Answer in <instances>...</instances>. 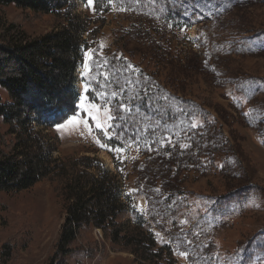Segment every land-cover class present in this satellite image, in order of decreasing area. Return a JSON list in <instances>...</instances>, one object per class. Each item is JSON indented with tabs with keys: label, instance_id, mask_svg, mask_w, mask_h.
Here are the masks:
<instances>
[{
	"label": "rangeland",
	"instance_id": "obj_1",
	"mask_svg": "<svg viewBox=\"0 0 264 264\" xmlns=\"http://www.w3.org/2000/svg\"><path fill=\"white\" fill-rule=\"evenodd\" d=\"M110 3L102 16L78 3L90 33L76 74L80 112L47 132L54 158L95 156L124 174L175 264H264V0ZM11 23L33 37L57 24L0 6V25ZM61 221L46 181L0 193V253L13 244L9 264H50ZM86 238L104 242L98 230ZM86 264L137 263L106 244Z\"/></svg>",
	"mask_w": 264,
	"mask_h": 264
},
{
	"label": "trees",
	"instance_id": "obj_2",
	"mask_svg": "<svg viewBox=\"0 0 264 264\" xmlns=\"http://www.w3.org/2000/svg\"><path fill=\"white\" fill-rule=\"evenodd\" d=\"M79 1L0 0L1 7L50 16L57 23L37 37L13 23L0 25V122L7 127L0 137V193L19 194L45 181L54 187L62 221L50 264L76 250L81 253L76 264H86L105 255L106 244L137 264H175L171 248L158 244L139 213L124 174L109 171L95 156H53L48 133L80 112L76 74L90 33L88 20L76 12ZM111 9L110 0H94L98 15ZM95 230L103 243L87 240ZM10 247L9 255L0 253V264L10 263L16 246Z\"/></svg>",
	"mask_w": 264,
	"mask_h": 264
},
{
	"label": "snow or ice",
	"instance_id": "obj_3",
	"mask_svg": "<svg viewBox=\"0 0 264 264\" xmlns=\"http://www.w3.org/2000/svg\"><path fill=\"white\" fill-rule=\"evenodd\" d=\"M93 3H94V0H87V6L91 7V6L93 5ZM259 43L264 44V40L260 41ZM93 107H95V105H93ZM122 107H124V106L122 105ZM89 114H91V113H89ZM93 119H95V117H93ZM109 119H111V117H109ZM74 121H75V117H73V120H72V121H69V123H72V122H74ZM96 126H97L98 128L102 127L101 124H100L99 122H97V125H96ZM194 126H195V125H194ZM262 142H264V141H262ZM182 255H183V253H182Z\"/></svg>",
	"mask_w": 264,
	"mask_h": 264
}]
</instances>
